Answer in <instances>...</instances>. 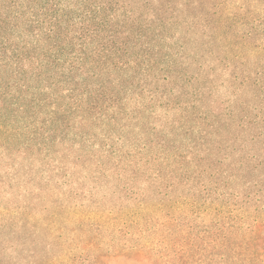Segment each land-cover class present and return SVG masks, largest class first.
<instances>
[{"label": "rangeland", "instance_id": "obj_1", "mask_svg": "<svg viewBox=\"0 0 264 264\" xmlns=\"http://www.w3.org/2000/svg\"><path fill=\"white\" fill-rule=\"evenodd\" d=\"M147 1L172 20L175 105L151 115L144 152L123 144L136 158L101 146L49 160L1 153L0 264H233L252 255L242 243L264 223V123L254 119L263 118L264 89L235 86L226 69L263 74L264 0H134ZM238 107L224 133L233 147L213 157H228L221 170L230 174H202V113L228 119ZM207 189L220 192L211 208Z\"/></svg>", "mask_w": 264, "mask_h": 264}, {"label": "trees", "instance_id": "obj_2", "mask_svg": "<svg viewBox=\"0 0 264 264\" xmlns=\"http://www.w3.org/2000/svg\"><path fill=\"white\" fill-rule=\"evenodd\" d=\"M163 9L134 0H0V154L49 160L101 146L109 156L136 158L124 152L125 142L144 152L151 115L175 105L168 96L172 20ZM249 33L256 43L255 28ZM244 65L227 66L235 86L241 81L242 88L264 89V72ZM237 113L239 107L228 119L202 113V174H230L221 170L228 157H213L233 147L224 133H232ZM262 116L254 118L257 126ZM249 117H241L243 130ZM154 159L164 165L165 158ZM217 190L202 191L206 207L218 200ZM219 236L218 243H230ZM242 244L253 253L233 264H261L264 223L255 224Z\"/></svg>", "mask_w": 264, "mask_h": 264}]
</instances>
